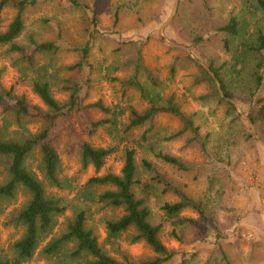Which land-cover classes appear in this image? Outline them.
Segmentation results:
<instances>
[{"label": "rangeland", "instance_id": "obj_1", "mask_svg": "<svg viewBox=\"0 0 264 264\" xmlns=\"http://www.w3.org/2000/svg\"><path fill=\"white\" fill-rule=\"evenodd\" d=\"M78 2L83 6L81 9L73 7L70 0H35L24 12L25 28L19 41L27 44L29 37L40 42L55 40L58 36L61 49L51 59L48 56L37 57L38 66H47L46 78L56 99L61 101L67 97V92L62 90L67 85L64 81L75 79L82 86L84 104L101 100L110 107L120 106L124 114L117 119L115 129H112L114 135L107 129L99 128L93 135L86 136L80 129V126L101 118L97 110L79 113L81 118L73 116L70 120L82 140L88 141L94 147L114 148V152L107 157L103 168L98 172L91 166L83 168L75 147L72 152L67 147L69 143L65 133L56 134L52 130V144L61 160L60 177L64 181V188H47V193L64 199L68 207L65 216H70L76 208L84 209L87 226L93 230L98 243L109 255L119 258V251L134 260L152 256L143 243H129V234L121 235L114 247L106 244L104 222L117 218L121 211L102 207L83 198L86 191L98 194L103 190L98 187L89 190L86 187L89 178L106 172L119 173L123 149L135 147L132 139L145 130L144 127L132 132L124 131L129 109L141 111L145 109L147 102L134 89L123 90L116 81L130 73L124 67L125 62L134 55L128 42L134 41L138 45L142 42L143 64L150 68L158 84L152 88L147 80L142 81L149 96L165 98L174 94L183 110L194 114L200 133L210 134L207 150L209 156L215 159L207 160L206 155L196 146L185 145L184 138L167 140L178 128V122L171 116L160 115L155 119L151 133L154 134L155 148L178 156L189 169L178 171L157 160L147 148H136L137 163L141 158L148 160L167 180L188 195L204 202L207 211L217 219L220 242L226 243L222 248L233 264H264V147L253 137L251 129L242 118L247 117L248 106L243 100L252 88L254 61L250 57L242 65L234 66L236 59L232 57L239 42L252 43L257 31L264 33V13L247 8L243 0H102L97 6L102 10L97 27H92L82 18L91 17L89 8L93 1ZM86 5L88 9L85 8ZM115 12L118 13V22L113 24ZM14 13L10 7L1 12L0 30L11 21ZM230 17H235L240 22V31L237 38L230 40L233 42L232 52L226 53L222 48L221 36L215 35L214 30L224 25ZM93 28H97L98 33L88 37L89 33H94ZM87 38L91 42L88 67L79 74L67 71L66 66L78 60L77 53L71 48L82 45ZM185 55L190 61L184 58ZM175 57L178 62L175 71L170 73L169 66ZM199 63L207 68L209 63L219 68L227 90L232 95L231 99H227L233 101L232 105L240 117L239 120L227 115L225 108L212 99H202L201 96L206 95L209 89L206 84L195 82V76L199 74L196 65L203 68ZM25 65L18 54L8 52L7 46H0V84L13 89L16 94L24 95L31 104L42 107L29 83L36 73L27 70ZM257 95L264 96V72L263 86ZM3 108L0 106V127L4 126L5 121H13L12 116ZM39 127L38 122L25 118L22 119L18 131L27 129L34 133ZM253 127L256 136L264 142V124H253ZM14 129L15 126L11 125L8 132ZM248 133H251L253 140L247 138ZM38 162L39 156L34 153L28 159L27 166L35 171ZM148 178L147 174L142 173V179L146 181ZM261 188L263 200L260 198ZM27 199L26 192L20 189L13 201L3 204L0 213L2 254L9 256L10 245L22 234L21 228L6 225L9 214L19 209ZM171 200L173 199L160 195L156 190L148 201L151 221L164 225L162 242L168 248L177 249L179 254L193 253L194 257L185 264H218L215 260L217 256L211 252L216 241V232L212 228L197 222L184 230V243L180 244L168 238L170 227L164 221L159 207L164 201ZM182 215L196 217L190 212ZM62 222L63 218H59L55 233ZM44 243L23 264H75L67 263L65 259L61 262L47 259L41 254ZM179 262L178 257L170 264Z\"/></svg>", "mask_w": 264, "mask_h": 264}, {"label": "trees", "instance_id": "obj_2", "mask_svg": "<svg viewBox=\"0 0 264 264\" xmlns=\"http://www.w3.org/2000/svg\"><path fill=\"white\" fill-rule=\"evenodd\" d=\"M92 1L93 5L89 8L91 17L82 19L85 22L88 21V25L97 27L98 17L102 11L97 6L102 0ZM243 2L254 12L264 13V0H243ZM32 3L34 4L35 0H0V14L7 7L15 12L6 27L0 30V46H7L8 52L18 54L26 63L25 68L36 73L35 78H31L29 83L32 92L43 107L31 104L24 95L16 94L13 89L5 88L0 84V106H3L5 112L13 118L12 122L5 121L4 126L0 127V213L3 210V204L13 201L20 189L28 195L26 202L9 214L6 225L21 228L22 234L10 245L11 254L9 256L0 252V264L28 262L43 242L45 243L41 254L56 262L65 259L67 263L75 264H170L179 257V264H185L191 257H194V254L184 252L179 254L177 249L168 248L161 240L164 225L151 221L148 201L156 190L160 195L173 199L164 201L159 207L164 221L170 227L167 232L168 238L180 244L184 243V230L198 222L216 232L214 250L211 252L217 256L215 258L217 263L233 264L222 248L226 243L220 242L217 219L207 211L204 202L188 195L179 186L167 180L148 160L141 158L137 163L136 148H147L160 162L178 171L189 169L178 156L155 148L154 134L151 133L153 123L160 115L171 116L178 122V128L166 138L167 140L184 138L185 145L196 146L201 153L206 155L207 160L215 159L209 156L207 150L210 134L200 133L199 126L194 121V114L184 111L174 94L165 98L149 96L142 81L147 80L152 88L157 87L158 84L150 68L143 64L142 45L144 43L142 42L140 45L134 41L128 42L134 55L131 60L125 62L124 67L129 69L130 73L116 81L121 84L123 90L134 89L139 93L140 98L147 102V106L141 111L134 108L129 109L124 131L132 132L144 127L145 130L132 139L135 147L123 149L119 173L106 172L89 178L86 182L89 190L94 187L103 188V190L98 194L86 191L83 198L100 204L102 207L121 211L117 218L107 219L104 222L106 244L114 247L121 235L129 234V243H143L152 256L134 260L124 252L117 251L119 258L109 255L98 243L93 230L87 226L86 211L76 208L70 216H65L68 207L64 199L47 193V188L56 190L64 188V181L60 177L61 160L52 144V130H55L56 134L65 133L69 143L67 147L71 152L75 147L83 168L91 166L95 172H98L103 168L107 157L114 152V148L94 147L88 141L82 140L70 120L73 116L81 118L79 113L92 109L97 110L101 118L89 122L88 125L80 126V129L86 136L93 135L99 128L107 129L114 135L112 129H115L117 119L124 114V110L120 106H107L101 100L84 104V96L81 95L82 86L75 79L64 81V84H67L62 87V90L67 92L64 100L60 101L54 97L46 78L47 66H38L37 57L41 55L51 59L52 55L62 47L58 42V36L55 40L40 42L29 37L27 44L19 41L25 28L24 12ZM70 3L75 8L83 7L78 0H70ZM85 8L88 9V6L86 5ZM117 22L118 13L115 12L113 24ZM214 31L215 35L221 36L223 50L231 53L233 42L230 40L238 37L240 22L235 17H230L224 25L217 27ZM93 32L89 33L88 37L97 34L98 29L93 28ZM90 43L87 38L82 45L71 48L77 53L78 60L66 66L67 71L79 74L85 67H88ZM238 46L232 54V57L236 59L234 66L242 65L244 60H249L250 57L254 61L251 74L252 88L243 100L248 106L247 117L254 125L264 124V96L257 95L263 86L264 33L257 31L254 42H239ZM168 49L172 50V48ZM184 58L190 61L188 56L185 55ZM177 62L176 58L170 64V73L175 71ZM196 67L199 72L195 76L196 84L204 83L209 89L206 95L201 96L202 99H212L216 104L225 108L227 115L239 120L240 117L235 113L233 105L219 96L214 80L207 71L199 65ZM208 67L219 82L224 96L231 99L232 95L227 90L219 68L211 63ZM25 118L38 122L39 129L34 133L27 129L22 132L18 131L21 128L22 119ZM11 125L16 129L8 132ZM247 138L252 139L251 133L247 134ZM34 153L38 154L39 162L36 170L32 171L27 163ZM142 173L148 175L149 178L146 181L142 179ZM184 212H190L196 217L183 216ZM59 218H63V222L58 232L55 233Z\"/></svg>", "mask_w": 264, "mask_h": 264}, {"label": "water", "instance_id": "obj_3", "mask_svg": "<svg viewBox=\"0 0 264 264\" xmlns=\"http://www.w3.org/2000/svg\"><path fill=\"white\" fill-rule=\"evenodd\" d=\"M175 7H176V6H175ZM174 10H175V8H174ZM169 43H170V42H169ZM199 64L202 65L201 63H199ZM202 66H203V68L207 71V73L211 76V78L214 80V83H215V85H216V88H217V91H218L219 96H220L221 98H223L224 100H227V101H229L231 104H233V101L227 99V98L224 96V94H223V92H222V90H221V88H220V84H219V82L217 81V79L215 78L214 74L209 70V68H207V67L204 66V65H202ZM242 118L244 119V121L248 124L249 128L251 129V133H252L253 137L257 140V142H258L259 144H261V145L264 147V142L256 136L255 129H254V127H253V123H252L247 117H245V116H242ZM263 185H264V183H263ZM263 185H262V188H263ZM262 188H261V190H260V198H261V200H263V189H262ZM262 208H263V226H264V202H262Z\"/></svg>", "mask_w": 264, "mask_h": 264}]
</instances>
